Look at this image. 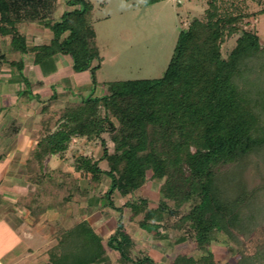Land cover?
Here are the masks:
<instances>
[{"label": "trees", "instance_id": "trees-1", "mask_svg": "<svg viewBox=\"0 0 264 264\" xmlns=\"http://www.w3.org/2000/svg\"><path fill=\"white\" fill-rule=\"evenodd\" d=\"M57 4L58 0H0V33L10 36L14 51L33 52L36 62L57 53L70 55L73 69L90 70L95 86L102 57L92 24L93 5L90 0H67L70 8L51 22ZM210 4L205 19L192 17L181 29L162 77L110 82L105 93L91 94L81 104L67 106L57 126L39 139L34 151V158L44 165L50 155H65L75 137L100 139L103 151L99 158L80 154L73 165L94 182L110 178L104 197L119 215L106 245L124 263L156 264L150 255L132 256L135 242L123 215L127 206L134 217L143 214L140 228L158 238H167L162 229L170 228L182 232L179 243L194 235L202 254H179L171 264H213L209 245L218 233H226L233 216L222 198L218 172L223 165L238 162L264 146V105L259 101L264 98L263 90L252 96L241 85L251 64L264 73L261 38L243 28L241 22L248 14L220 13L215 0ZM34 20L53 31L49 43L28 44L20 24ZM236 33L240 34L236 44L225 57L222 42ZM6 61L23 65L22 60L8 61L0 51V68ZM108 132L112 133V150L103 137ZM101 161L107 162V168L101 167ZM148 170L153 172L151 178L162 181L157 206H150L143 197L117 206L114 193H135L147 182ZM74 195L72 185L65 201ZM186 203L191 207L181 213ZM48 253L50 264L108 261L101 235L86 219L65 229Z\"/></svg>", "mask_w": 264, "mask_h": 264}, {"label": "rangeland", "instance_id": "rangeland-1", "mask_svg": "<svg viewBox=\"0 0 264 264\" xmlns=\"http://www.w3.org/2000/svg\"><path fill=\"white\" fill-rule=\"evenodd\" d=\"M90 1L93 5L92 24L102 57L100 68L96 70V86L92 87L95 95L97 92L105 93L106 86L110 82L162 77L173 55L181 29L189 25L192 17L205 19L213 0H160L154 3H149L147 0ZM215 3L220 13L248 14L241 24L243 28L258 33L264 46V13H261L264 0H215ZM67 5V0H58L50 21L59 20V15L70 8ZM27 23L38 24L39 21ZM41 24L44 22L41 21ZM26 26L21 23L20 29ZM239 35L236 33L225 37L221 47L225 57L235 46ZM7 46L12 47L11 39ZM5 52L9 57L14 55L7 49ZM254 67L251 64L244 73L241 85L250 91L249 95L257 96L256 92L259 89L264 93V73L260 68ZM259 101L263 106L264 98ZM54 115L51 117L55 118L61 113L55 112ZM50 122L47 125H55L54 119ZM39 128L36 127V130ZM104 135L108 147L113 149L112 133L108 132ZM98 141L97 144L100 145L93 153L101 156L103 149L100 139ZM72 163V161L61 163L57 165L60 167L57 168L59 170H52V182L47 184L48 188L40 190L45 192L42 197L45 199V208L42 211L47 210L48 207L54 210L59 208V204L70 202L65 200L73 183L59 184L58 179L70 181L68 176L74 169ZM105 163L107 162L103 165ZM152 173V170H148L147 182L132 195L121 196L116 191L113 195L116 205L124 206L128 201L143 197L148 199L150 206H157L161 199L162 181L151 178ZM218 175L222 198L233 210V216L228 223L226 233H218L209 245V250L214 253L213 264H264V146L238 162L223 165ZM81 177L84 187L81 199L82 215L67 221L63 216L59 218L51 210L48 218L43 217L38 220L34 217L33 224L39 231L36 234L38 236L33 240L34 244H29L27 242L29 238L24 236L16 249L19 255L25 254L28 243L34 249L33 261H35L33 263L26 261L23 264H50L47 261L49 250L58 243L65 228L74 226L81 218H87L103 239L108 261L98 264H132L122 262L119 254L106 245V239L114 232L119 215L116 210L109 207L104 197L108 189L107 182H94L89 175L84 174ZM91 196L96 197V201L94 205L89 206L88 201ZM190 207L191 204L186 203L181 213L187 212ZM123 215L127 230L135 242L131 251L135 258L146 254L152 256L156 264H171L179 254L195 256L202 254L197 249L194 235H189L185 242L179 243L177 239L182 232L170 228L162 229L168 235L167 238H158L154 232H146L140 228L139 221L143 214L134 217L131 208L125 206ZM175 218L176 216L173 220ZM42 233L51 240L40 237ZM47 240H50L49 246Z\"/></svg>", "mask_w": 264, "mask_h": 264}, {"label": "crops", "instance_id": "crops-1", "mask_svg": "<svg viewBox=\"0 0 264 264\" xmlns=\"http://www.w3.org/2000/svg\"><path fill=\"white\" fill-rule=\"evenodd\" d=\"M27 22L31 21L22 22V25L27 26L24 29L21 27L20 31L26 36L30 46L50 42L54 35L51 28L41 24V21L38 24ZM9 38L10 36L0 33V51L5 54V49L13 52L11 57L6 54L8 61L22 60L23 65L20 67L6 61L0 68V264H23L35 261L34 249L29 245H33L34 238L38 236V230L33 224L34 217L42 219L49 216L52 210V207H48L42 211L45 208V199L42 198L45 192L40 191L48 188L47 184L52 182V170L60 168L57 165L61 163H74L73 156L79 153L99 158L100 155L97 156L93 151L100 144H97L99 138L95 136L75 137L65 155H50L44 165L34 158L39 139L49 129L54 130L57 126L60 115L55 118L51 116H55V112L62 113L67 106L81 104L84 98L93 94L92 74L90 70L75 71L71 56L63 53L36 62L33 52L21 54L7 46ZM53 119L55 125H47ZM36 127L40 128L36 130ZM103 137L105 138L104 134ZM104 162L106 161H101L100 165L106 168L107 163L103 165ZM71 173L68 176L70 181H60L59 177L58 183H73L75 195L70 202L59 204V208L52 210L59 218L63 216L67 221L80 217L83 209L82 174L75 168ZM102 181L107 182L109 188L110 178L104 176ZM90 199H93V203L96 201V197L91 196L89 201ZM84 219L87 218H81ZM45 235L42 233L40 237L51 240ZM24 236L29 238V244L26 243L27 252L19 255L16 248ZM50 240H47V246L50 245Z\"/></svg>", "mask_w": 264, "mask_h": 264}]
</instances>
